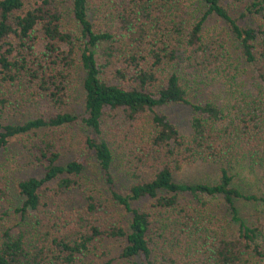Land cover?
Returning <instances> with one entry per match:
<instances>
[{
    "label": "trees",
    "instance_id": "1",
    "mask_svg": "<svg viewBox=\"0 0 264 264\" xmlns=\"http://www.w3.org/2000/svg\"><path fill=\"white\" fill-rule=\"evenodd\" d=\"M250 65L264 82V0H0V264H93L111 239L119 264H264L262 224L237 206L264 195L234 182L264 175ZM208 86L219 96L202 97ZM14 105L38 114L5 119ZM168 105L190 108L189 132L156 111ZM14 140L41 176L5 165ZM198 162L218 164V182L175 179Z\"/></svg>",
    "mask_w": 264,
    "mask_h": 264
},
{
    "label": "rangeland",
    "instance_id": "2",
    "mask_svg": "<svg viewBox=\"0 0 264 264\" xmlns=\"http://www.w3.org/2000/svg\"><path fill=\"white\" fill-rule=\"evenodd\" d=\"M35 0H26L27 5H32ZM232 11H236L235 7H232ZM249 84L254 81L263 82L260 72L255 66H249L247 68V76L245 77ZM220 90L213 91V86L204 87L202 90L201 96L204 98L219 96ZM15 106V107H14ZM12 109H8L5 113V119H9L12 122H23L31 117H34L38 112L35 108H30L31 106H19L14 105ZM80 106V105H78ZM74 106L71 105L69 109H72ZM73 108V109H74ZM156 111L166 113L171 120L177 124L178 128L183 132L187 133L191 129V118L192 112L190 108L186 105H168L160 108H156ZM3 117V119H4ZM41 134H48V137L53 138V140H67L68 137H62L59 135L58 131L54 130H43ZM4 156L2 160L5 165L9 166L8 159L4 157L7 156L18 164V171L16 174L18 177L26 178L31 175L41 176L42 170L41 166L37 164H32L33 156H30L28 146L21 142L20 140H14L10 143L9 147L4 151ZM76 151L74 149L66 151L63 155L62 160H70L74 158ZM95 168L92 166L91 171ZM153 174L152 170H147L146 175ZM175 179L179 182H207V183H216L219 180V165L216 163H202L198 162L194 165L185 167L182 171L175 173ZM235 184L246 193H256L259 195H264V175L261 173H249V171L241 170L234 179ZM51 187L56 185V182H50L48 184ZM76 196L80 195L79 191L74 192ZM14 202L13 205H19V197L13 192L12 193ZM73 196H71V199ZM217 205L219 206L220 218L226 223L234 233L238 232V226L236 223H233L231 218V212L229 211L227 205L221 197H218L216 200ZM72 203L76 204L75 199H72ZM150 203V200H144L138 202V206H145ZM237 206L239 209V215L249 224L258 222L262 224V229L264 231V203L255 202V201H246L239 200L237 201ZM17 213L11 210L10 215L6 217L8 224H14L18 219L16 216ZM120 239H111L107 240L105 253H101L100 256L93 258V264H119L118 255L121 250Z\"/></svg>",
    "mask_w": 264,
    "mask_h": 264
}]
</instances>
